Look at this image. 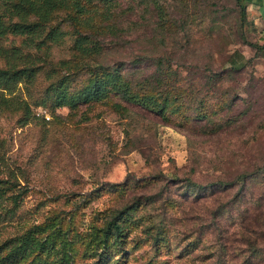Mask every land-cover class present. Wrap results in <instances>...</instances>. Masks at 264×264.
I'll return each instance as SVG.
<instances>
[{
    "label": "rangeland",
    "instance_id": "1",
    "mask_svg": "<svg viewBox=\"0 0 264 264\" xmlns=\"http://www.w3.org/2000/svg\"><path fill=\"white\" fill-rule=\"evenodd\" d=\"M16 22L0 18V69L23 70L0 85V260L264 264V42L236 0H60L44 29Z\"/></svg>",
    "mask_w": 264,
    "mask_h": 264
},
{
    "label": "trees",
    "instance_id": "2",
    "mask_svg": "<svg viewBox=\"0 0 264 264\" xmlns=\"http://www.w3.org/2000/svg\"><path fill=\"white\" fill-rule=\"evenodd\" d=\"M1 2L6 3V8L4 11L0 12V18L4 16L8 17H16L18 19V22L14 24L13 31L16 34H34L35 30L39 27H42L44 29V26L50 22V18L52 16V11L55 9L56 5L58 7L60 6V0H0ZM237 5L240 8V17L243 22H247L248 25L251 27V29L256 30L254 25L250 23V21H247V8L248 6L253 2L252 0H236ZM33 16L37 20H35L32 23H28L27 19ZM26 21V22H25ZM24 23V24H23ZM52 32V33H51ZM55 31L51 28L48 31V36L51 38V40H57L58 36L57 33H54ZM253 47H257L256 44H250ZM1 55V53H0ZM234 57L241 58L242 55H239L235 53L233 55ZM235 62V61H234ZM236 64V62L234 63ZM236 67V66H235ZM19 72H13L10 70H4L0 69V85L3 84L5 87L10 86L11 82L17 81V76H19L20 72H23V70H18ZM125 94H128L126 89L124 90ZM99 91H93L91 94H87L85 97L80 96L72 99H61L57 104L51 105L53 107L57 106H72L73 102L81 101V100H90L93 98L97 99V93ZM100 94V93H99ZM128 100H134L132 97H127ZM41 106L48 110L49 107H47L44 104L37 105L36 107ZM33 116H35L33 114ZM243 180V179H242ZM3 183L2 180H0V197L4 196L8 191L12 190L13 185L9 183V181H4V186L1 184ZM192 184V183H191ZM15 196V195H14ZM16 197V196H15ZM17 198V197H16ZM15 201V198H14ZM117 217H114L111 219L104 229L106 234H114L116 237L120 236V227L117 224ZM20 243L19 247L15 249L16 253L22 254L24 251H27L32 248L30 245V239L26 238ZM39 242V241H38ZM40 245V244H39ZM13 251L9 252L7 256L3 257L0 260V264H16L18 261V258L16 255H12ZM64 264H70L69 258L64 257L63 259Z\"/></svg>",
    "mask_w": 264,
    "mask_h": 264
},
{
    "label": "crops",
    "instance_id": "3",
    "mask_svg": "<svg viewBox=\"0 0 264 264\" xmlns=\"http://www.w3.org/2000/svg\"><path fill=\"white\" fill-rule=\"evenodd\" d=\"M247 8V19L256 29L259 38L264 42V0H252Z\"/></svg>",
    "mask_w": 264,
    "mask_h": 264
},
{
    "label": "built area",
    "instance_id": "4",
    "mask_svg": "<svg viewBox=\"0 0 264 264\" xmlns=\"http://www.w3.org/2000/svg\"><path fill=\"white\" fill-rule=\"evenodd\" d=\"M34 115L37 116V117L45 118V119H49L50 118L49 110L44 108V107H41V106H38V107L35 108Z\"/></svg>",
    "mask_w": 264,
    "mask_h": 264
}]
</instances>
